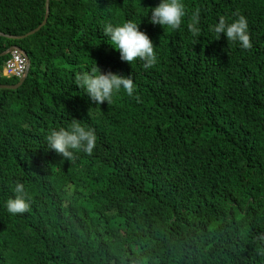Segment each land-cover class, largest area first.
<instances>
[{"label":"trees","instance_id":"1","mask_svg":"<svg viewBox=\"0 0 264 264\" xmlns=\"http://www.w3.org/2000/svg\"><path fill=\"white\" fill-rule=\"evenodd\" d=\"M172 30L159 0H0V52L29 59L0 88V264H264V0H182ZM200 16L196 39L187 29ZM150 15V12L148 13ZM243 15L251 47L209 30ZM139 23L157 63L120 59L105 23ZM9 53L0 56V84ZM97 67L131 76L95 105L74 83ZM75 118L96 137L71 161L45 145ZM16 183L28 209L4 204Z\"/></svg>","mask_w":264,"mask_h":264},{"label":"clouds","instance_id":"2","mask_svg":"<svg viewBox=\"0 0 264 264\" xmlns=\"http://www.w3.org/2000/svg\"><path fill=\"white\" fill-rule=\"evenodd\" d=\"M150 12V15L148 13ZM148 21L152 24H159L162 27L175 30L181 26L186 15L185 6L182 0H159V3L148 10ZM200 16L193 12L187 29L194 38L200 34ZM139 23L131 20L119 24L105 23L102 33L109 44L119 51L120 59L131 64L135 60L143 62L145 69L151 68L157 63V54L154 44L149 36L139 29ZM209 30L219 39L221 34L229 42H235L239 47L248 49L251 47L248 35V22L245 16L239 15L233 21L226 22L221 17ZM74 83L78 88L83 89L89 101L95 105L102 102L109 103L112 97L121 92L129 97L134 96L135 86L131 76L121 75L112 71L102 72L96 65L91 71H82L74 76ZM96 143V137L91 128H86L78 119L73 118L68 126L58 129H51L45 137V145L62 158L71 161L74 152L91 154ZM15 195L6 200L4 207L11 215L24 213L29 204L24 195L25 189L22 183H16L13 189ZM264 238V237H262Z\"/></svg>","mask_w":264,"mask_h":264},{"label":"built area","instance_id":"3","mask_svg":"<svg viewBox=\"0 0 264 264\" xmlns=\"http://www.w3.org/2000/svg\"><path fill=\"white\" fill-rule=\"evenodd\" d=\"M26 60L22 52L15 48L9 52L8 59L2 66V76L20 78L24 75Z\"/></svg>","mask_w":264,"mask_h":264},{"label":"water","instance_id":"4","mask_svg":"<svg viewBox=\"0 0 264 264\" xmlns=\"http://www.w3.org/2000/svg\"><path fill=\"white\" fill-rule=\"evenodd\" d=\"M48 12H49V0H45V15H44V18L41 21V23L38 24L37 27H35L34 29L26 32L23 35L8 36V37H12L13 39H20V38L26 37V36H28L30 34H33L36 31H38L41 28V26H43L45 24V22L47 20ZM0 34L3 35V33H1V32H0ZM15 48L19 49L22 52V54H23V56H24V58L26 60L25 73H24V75L22 77L19 78L17 83H15V84H0V88L14 89V88L18 87L19 85L22 84V82L24 81V79H25V77H26V75L28 73V69H29V66H30V59H29L27 53L23 49H21L20 47L15 46V45L9 46L4 51L0 52V56L4 55L6 53H9L12 49H15Z\"/></svg>","mask_w":264,"mask_h":264},{"label":"rangeland","instance_id":"5","mask_svg":"<svg viewBox=\"0 0 264 264\" xmlns=\"http://www.w3.org/2000/svg\"><path fill=\"white\" fill-rule=\"evenodd\" d=\"M24 73H25V71H24Z\"/></svg>","mask_w":264,"mask_h":264}]
</instances>
